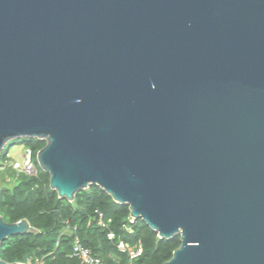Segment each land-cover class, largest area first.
Wrapping results in <instances>:
<instances>
[{"label":"water","instance_id":"1","mask_svg":"<svg viewBox=\"0 0 264 264\" xmlns=\"http://www.w3.org/2000/svg\"><path fill=\"white\" fill-rule=\"evenodd\" d=\"M19 138L59 198L179 235L162 264H264V0H0V153ZM36 232L0 215V245Z\"/></svg>","mask_w":264,"mask_h":264},{"label":"trees","instance_id":"2","mask_svg":"<svg viewBox=\"0 0 264 264\" xmlns=\"http://www.w3.org/2000/svg\"><path fill=\"white\" fill-rule=\"evenodd\" d=\"M21 140L32 150L36 174H17L12 169L17 174L15 181L11 186L0 187V215L7 223L25 218L38 232L14 235L3 241L2 260L23 264H79L70 255L75 239L109 264H125L128 260L117 249L118 240L142 245V254L132 264H162L171 258L181 243L179 235L160 238L142 219L129 222L128 205L116 203L99 186L80 190L72 202L59 198L49 186L48 173L36 161V153L45 141ZM6 146L0 153V167L9 159ZM97 212L108 220V228L98 223ZM108 230L114 233L113 240L107 237Z\"/></svg>","mask_w":264,"mask_h":264},{"label":"built area","instance_id":"3","mask_svg":"<svg viewBox=\"0 0 264 264\" xmlns=\"http://www.w3.org/2000/svg\"><path fill=\"white\" fill-rule=\"evenodd\" d=\"M21 162L13 161L11 168L16 171L17 174L34 175L36 174V164L32 157V150L30 147L25 146L23 153L21 155ZM98 223L104 227L108 228V220H105L101 212H97ZM134 218L129 216V222H133ZM107 237L110 240L115 238L112 231L108 230ZM117 249L125 253L128 260L125 264H132L143 252V247L140 243L129 244L123 240H118L116 243ZM72 257L78 259L79 264H109L100 257L94 255L91 250L83 246L77 239L74 240L71 254ZM36 264H41L36 262Z\"/></svg>","mask_w":264,"mask_h":264},{"label":"rangeland","instance_id":"4","mask_svg":"<svg viewBox=\"0 0 264 264\" xmlns=\"http://www.w3.org/2000/svg\"><path fill=\"white\" fill-rule=\"evenodd\" d=\"M17 140L11 141L9 145L6 146L8 149L9 159L5 162V164L2 167H0V187L11 186L16 179L17 174L14 172L12 173L11 164L13 161L21 162L20 157L25 147V144L23 143L21 138ZM25 264H30V263H25Z\"/></svg>","mask_w":264,"mask_h":264}]
</instances>
